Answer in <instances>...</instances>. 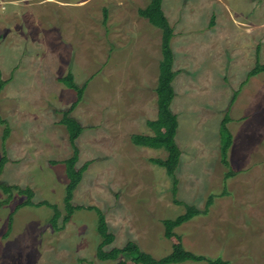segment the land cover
Here are the masks:
<instances>
[{
  "label": "rangeland",
  "instance_id": "374dc122",
  "mask_svg": "<svg viewBox=\"0 0 264 264\" xmlns=\"http://www.w3.org/2000/svg\"><path fill=\"white\" fill-rule=\"evenodd\" d=\"M149 1L0 0V81L4 82L0 116L6 122H0V159L4 154L8 158L0 183L31 188L35 203L56 204L62 213L60 229L55 230L50 224L52 209L17 211L27 197L15 190L0 210V264H117L124 260H99L102 238L95 211H76L63 223L69 183L68 166L63 162L74 152L62 119L77 99V92L59 81L68 73L80 87L86 86L72 116L84 127L76 141L78 167L90 163L73 204L105 213L115 236L106 250L134 241L154 258H164L177 240L165 238L163 221L186 213L184 205L205 210L214 196L207 214L175 230L187 251L207 258L183 264H209L214 259L264 264V72L247 76L257 63L264 64V34L263 53L253 66L240 52L232 59L227 52V78L220 71V78L210 76L195 86L188 82L181 90L175 88L180 124L176 140L184 156L176 171L179 183L174 197L173 179L165 168L151 162L166 159L168 153L132 141L134 135H154L147 122L158 117L161 31L139 15ZM165 2L179 15V21L169 18L174 29V62L175 42L194 43L192 54L204 59V74L219 69L213 64L214 52L200 46L207 34L203 24L210 23V29L216 24L210 15L218 19L220 33L239 35L250 30L248 12L235 11L241 16L238 26L227 9L235 5L248 9L249 5L264 19V0H193L188 3L190 12L182 10L179 0H163V10H168ZM197 3L204 16L193 18L196 13L191 8ZM58 33L61 38L56 37ZM221 35L218 43L227 50L230 38ZM53 44L61 52H55ZM239 90L241 94L231 104V94ZM256 97L258 105L253 106L251 99ZM216 109L220 116L217 112L214 116ZM227 114L234 135L227 154L230 167L220 159L222 137L218 135ZM190 154L204 158L205 163L188 164ZM230 170L236 174L228 178ZM7 199L0 190V202ZM175 199L184 204L177 205Z\"/></svg>",
  "mask_w": 264,
  "mask_h": 264
},
{
  "label": "trees",
  "instance_id": "16d2710c",
  "mask_svg": "<svg viewBox=\"0 0 264 264\" xmlns=\"http://www.w3.org/2000/svg\"><path fill=\"white\" fill-rule=\"evenodd\" d=\"M163 0H151L150 4L145 8L139 10V15L142 18L148 20V22L158 28L162 33V61L160 62V74L158 86L156 88L157 103H158V117L156 120L148 121V127L154 132V135H134L132 141L135 145L141 147H148L153 149H164L168 155L166 159H151L153 164L166 169L167 174L173 179V195L174 197L178 192V179L176 177V171L180 165V159L182 152L176 142V135L178 131V118L172 110V102L175 98V91L173 88V81L176 76L174 71V53L171 46L172 38L174 37V29L170 25L165 13L162 9ZM105 19L108 14L105 10ZM261 72H264V65L257 63L256 67L250 72L249 76H255ZM59 81L66 85L68 88L77 92L76 101L63 112L62 124L66 126L69 133V140L73 148V156L63 163L68 166L67 177L69 183L65 190L64 207L66 214L63 218L64 225L67 224L76 211L89 210L95 211L98 216V233L102 238L101 244L98 246L97 255L101 261H118L122 257L123 261H119L117 264H183L187 262H202L207 258L204 256L196 255L190 251H187L181 242V238L176 234L175 230L193 218L201 214H207L209 208L213 204L214 196H210L205 210H200L194 206L184 205L186 207V213L178 216L175 219H166L163 221L164 236L166 239H176L177 243L173 246L171 254L164 258L156 259L152 255L141 250L139 245L134 241H129L122 248H112L106 250V247L110 246L115 236L109 231L108 222L105 213L97 207H84L75 206L73 204L74 193L77 187L83 180L84 173L87 171L90 163H85L82 167H78L80 159V149L76 145V141L84 131V127L81 123L72 116L74 110L82 102L85 92V87H80L75 82V77L72 73H68L65 77L60 78ZM4 87V82L0 81V92ZM0 122L6 123L1 119ZM230 122L229 116H226L221 125V156L224 165L228 166L227 154L232 145V134L228 128ZM9 135V129L5 131V139ZM4 139V141H5ZM8 158L6 154L0 159V176L4 170ZM235 172L230 171L226 177L234 176ZM0 190L8 196L7 200L0 202V210L4 205H7L13 195V192L17 190L21 195L27 197V199L18 206L17 211L24 207H43L46 206L54 211V215L50 220V224L55 230H59L58 220L61 218L62 213L56 204H51L47 201L35 203V192L31 188H21L17 185H8L0 183ZM177 205H183L182 201L176 200ZM12 218L10 219L9 230L12 227ZM209 264H229V262L222 259L209 260Z\"/></svg>",
  "mask_w": 264,
  "mask_h": 264
},
{
  "label": "crops",
  "instance_id": "0c3cea01",
  "mask_svg": "<svg viewBox=\"0 0 264 264\" xmlns=\"http://www.w3.org/2000/svg\"><path fill=\"white\" fill-rule=\"evenodd\" d=\"M179 1L181 2V5L183 6L182 10L190 12V10H188V9H190L189 8L190 6L188 5V3L189 4L192 3L193 0H179ZM195 1L198 2V1H201V0H195ZM149 4H150V1H149ZM165 6H167L168 10L165 8V10H163V11H164L165 16L167 17L168 21H169V18H171L174 21H179V15L175 12V10L172 9L171 4H168V3L165 2ZM162 7H164L163 3H162ZM200 8H201V6L198 3H197V5H195L194 7L191 8V11H194L196 13V14H194L192 16L193 18L204 16L201 12H199ZM211 10H212L211 6L208 7V12L211 11ZM235 11L248 12V16L249 17L246 20L250 21V23H251L250 26L251 27H250V30L245 32L244 35L220 33L219 30H216L217 29V20L218 19L217 18L215 19L214 13H213V16L210 15V18L212 20L216 21V24L214 22L215 26L212 29H210V23H208L207 26H205L203 24L204 28L206 29L205 32H207V34L204 35V37H206V38L203 41L200 42V46H202V48L204 50H208V51L212 50L214 52L215 61L213 62V64H214L215 68L219 67V69L217 70L218 72H215L213 74L210 73V72H207V74H204L202 72L203 70L201 68H202L204 59H202V58L196 59L195 54H192V52L194 51V48H192V47L195 46L194 43L185 42V41H183V39H179V40H181L180 44H179V42H177V43L175 42L178 55L180 54V56L177 55L176 63L174 62V71L176 72V76H175L174 81H173L174 90H175V88L181 90L182 87L186 86V83H188V82L190 83L189 86H191V87L195 86L196 84L200 83L204 78H209L210 76H212L213 79H215V77L220 78V71L223 73L221 76H225L227 78L225 68H226V64L230 61V60H227V58H228L227 52H231V55H230L231 59H232V57H235L237 55L236 53L240 52V55H244V58H245L246 61H247L248 58L251 60V62H252L251 65L252 66H253L254 62H255V64L257 63L258 58L260 59V55H261V53H263V42L261 41V39H263V34H264V32H263L264 31V23H263L264 19H263L262 13L261 12L255 13L249 7V5H248V9L243 8L242 6L237 7L236 5L234 7H232V8H230V9H227L226 12L228 14L232 13V16H233L232 18L233 19H237L236 24L238 26L242 25V23L239 22L241 20L240 19L241 16H238L235 13ZM171 13H172V17H171ZM211 13H212V11H211ZM186 18H188V17L186 16ZM199 19H201V18H199ZM169 23H170V21H169ZM254 28H255V30H254ZM183 31H184V29H183ZM220 35H221L222 39L224 37L225 38H227V37L230 38L228 40V45L229 46H228L227 50H226V48H224L221 45V43L220 44L218 43V41H219L218 38L220 37ZM56 37L57 38L58 37L61 38V34L60 33L56 34ZM240 37H246L247 39H242V40L241 39H234V38H240ZM181 38H183V37H181ZM174 41H175V38H174ZM186 43H188V45H189L188 47H185L187 45ZM58 44L60 46V44H61L60 41L58 42ZM160 44L162 45V33H161V43ZM183 44H185V46L183 47V49L181 51L180 49H181V46ZM53 46H54V44H53ZM57 49H58V46L57 45L54 46V51L57 50ZM172 50H173V48H172ZM57 51L61 52V49L59 48ZM161 52H162V50H161ZM173 53H174V51H173ZM254 59L256 61H254ZM236 60H238V59L236 58ZM261 64L264 65L263 63H261ZM177 65H180V69H178ZM234 65H235V63H234ZM256 65L254 66V68L256 67ZM254 68H252L248 72L247 76L249 78H250L249 74ZM262 73L263 72H261L259 74H262ZM259 74H257V75H259ZM257 75H255V76H257ZM229 76H231V74H229ZM252 77H254V76H252ZM178 82L180 83V85H179ZM244 85L245 84L243 83L241 86L243 87ZM235 92L236 93L231 94L232 95V99L231 98L229 99V102L231 104H234L236 99L239 97L238 95L241 94L240 90L238 92L237 91H235ZM175 93H176V91H175ZM157 100H158V97H157ZM251 100H252V105L253 106H257L258 105L257 104V102L259 100L258 97H256V99L254 98V99H251ZM176 101H177V97H175V100L173 101L171 109H172V111H173V113L175 115L176 114L178 115L177 110H178L179 107H178ZM261 108H262V104H261ZM223 110H225V107H224ZM216 112L218 113V109L215 110L214 116H216ZM220 114L221 113L219 112L218 115L220 116ZM226 116H229V115L228 114L224 115V118ZM223 120H222V122H223ZM222 122H221V125H222ZM178 123H179V121H178ZM229 123H228V125H229ZM221 125H220V128L218 129V135L219 136H221ZM178 127L180 128V124H179ZM178 133H179V131H178ZM231 134H232V137H233V140H234V135H233L232 132H231ZM148 136H152V135H148ZM233 140H232V144H233ZM176 142H177V144L179 146L180 143H179L178 139L176 140ZM200 145L202 147L204 146V144H200ZM211 148L212 147L210 146L208 148V150H210ZM230 148L228 150V154H229ZM156 150H161V149H156ZM181 152H182V155H181V160H180V165H179L180 167H181V164L183 163V156H184V151L181 150ZM219 152H220V155H221V145H219ZM220 159L222 161V156H220ZM199 160H200L201 163L199 162ZM192 163H194V164H199V163L200 164H204L205 163V159L204 158H197L195 156H192V154H190L189 159H188V164H192ZM228 167H230L229 162H228ZM230 171H233V170H230ZM233 172H235V171H233ZM235 174H236V172H235Z\"/></svg>",
  "mask_w": 264,
  "mask_h": 264
}]
</instances>
